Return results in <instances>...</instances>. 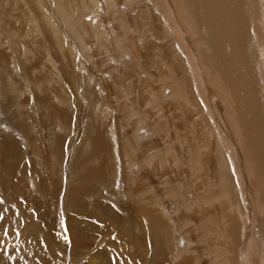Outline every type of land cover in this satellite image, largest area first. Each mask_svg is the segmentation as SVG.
<instances>
[{
	"label": "rangeland",
	"instance_id": "1",
	"mask_svg": "<svg viewBox=\"0 0 264 264\" xmlns=\"http://www.w3.org/2000/svg\"><path fill=\"white\" fill-rule=\"evenodd\" d=\"M197 9L185 0H0V146L13 139L21 151L0 147V264L14 263L7 207L46 254L54 246L53 264H264V0H247V63L241 42L218 48L209 27L222 23ZM230 57L240 70L228 69ZM98 167L110 176L83 194ZM71 196L106 205L120 226L94 218L99 232H71Z\"/></svg>",
	"mask_w": 264,
	"mask_h": 264
},
{
	"label": "bare ground",
	"instance_id": "2",
	"mask_svg": "<svg viewBox=\"0 0 264 264\" xmlns=\"http://www.w3.org/2000/svg\"><path fill=\"white\" fill-rule=\"evenodd\" d=\"M186 2H187V4H188V6L190 7V9H191V11L193 10V7H195V10L198 8L199 10H200V12H198V13H200L199 14V17L200 18H203V20L204 21H206V22H210L211 23V21H213L214 23H215V25L213 26V27H215V26H217L216 25V23H218V24H220V23H222L220 26H217L216 27V29H214V28H212V26L211 27H209V30L210 31H215V35H214V33H213V36L215 37V40H216V37L217 38H219L220 40H217V42H219V44L220 45H218L217 47L219 48V49H221L222 50V45H221V41H224V42H227L228 44L230 43V44H232V45H234V43H236V42H241L240 44H243L244 45V59H245V63H247V62H249V60H250V53H249V50H248V45H247V41H248V38H249V31H248V9H247V0H185ZM189 2V3H188ZM193 6V7H192ZM198 9H197V11H198ZM197 11H193L194 13H192L193 14V16H194V22H195V24H197L198 25V23H199V21L196 19V17H195V13H197ZM202 21V20H201ZM209 23V24H210ZM200 24V23H199ZM207 25V24H206ZM208 26H210V25H208ZM208 30V31H209ZM209 33V32H208ZM211 37H212V35H211ZM211 39V38H210ZM212 40V39H211ZM213 41H214V39H213ZM211 42V41H210ZM214 42H216V41H214ZM216 42V43H217ZM218 44V43H217ZM226 44V43H225ZM228 44H227V46H228ZM216 45V44H215ZM213 46V45H212ZM226 46V47H227ZM214 47V46H213ZM217 47H215L214 49H217ZM239 47V46H238ZM240 48V47H239ZM238 48V50H240ZM243 49V48H242ZM241 49V50H242ZM217 51V50H216ZM220 53H222V52H220ZM224 53V52H223ZM222 53V54H223ZM217 54H218V52H217ZM0 56H2V54H0ZM3 57V56H2ZM238 57V56H237ZM4 58V57H3ZM231 58V60H232V57H230ZM2 59V58H1ZM240 59V58H239ZM230 59H229V64H227V65H229V67H228V69L230 68V66L231 65H233V66H231V68L232 67H234L236 64H237V67L235 66V68L238 70V68H239V66L240 65H238V64H240V63H235V62H233V60H234V58H233V60H232V62H230L231 61ZM241 60V59H240ZM242 61V60H241ZM227 62V63H228ZM237 62V61H236ZM238 62H240V61H238ZM242 64H243V62H241ZM242 64H241V67H242ZM234 68V69H235ZM239 70H240V68H239ZM242 70V69H241ZM230 71V70H229ZM232 71V72H231ZM231 71H230V73L232 74L233 73V70L231 69ZM236 70H234V76H238L237 74H241V73H238V72H241V71H236ZM245 73H243V75H244ZM233 75V74H232ZM242 75V76H243ZM247 75V74H246ZM239 77L240 76H238V78H237V80L239 79ZM244 78H245V76H244ZM247 78H249V77H247ZM240 79H242L241 77H240ZM251 79H253V78H251ZM250 79V80H251ZM234 80H235V78H234ZM243 80H245V79H242L240 82H242ZM246 82L245 83H248L247 85H249L250 83L247 81V80H245ZM237 82V81H236ZM235 82V83H236ZM233 83H234V81H233ZM232 83V84H233ZM237 83H239V82H237ZM243 83V82H242ZM241 83V84H242ZM241 84H238L239 86H242ZM234 85V84H233ZM237 84H235L234 86H236ZM238 88V90H239V88L240 87H237ZM41 97V96H40ZM51 97V96H50ZM47 98V96H46V94H45V96H44V99H46ZM43 100V99H42ZM48 100V99H47ZM52 100V99H51ZM41 101V100H40ZM43 102H46V100L44 101L43 100ZM254 104V103H253ZM257 107V109H258V104L256 105ZM253 108L251 109V112H252V110L254 109V107H255V105H253L252 106ZM256 108L254 109L255 111V113L254 114H256L257 113V111H256ZM249 113V112H248ZM253 113V112H252ZM55 115H56V112H55ZM251 129V128H250ZM249 129V130H250ZM251 130H253V129H251ZM250 130V132H252ZM253 133V132H252ZM251 134V133H250ZM2 143H4V142H2ZM96 143V142H95ZM104 144H106V140H105V138L102 136V139H101V141L98 143V144H95V146L97 147V149H95L94 148V150L92 151L93 153H94V155L96 156L97 154H101L102 153V150H103V147H104ZM4 145V144H3ZM3 145H1V146H3ZM0 146V147H1ZM4 146H5V148H4ZM3 146V148L5 149V151H6V156H9V157H11V156H14V157H16L17 155L19 156V155H21V151L19 150V147L17 146V144H16V142L13 140V139H6L5 140V145ZM92 147V146H91ZM2 148V149H3ZM110 160H107L106 161V163H101V165L100 166H102V165H104V164H108L109 166H110V162H109ZM99 166V167H100ZM98 167V173L97 174H95V175H93V176H88V177H86L85 176V178L84 179H82V183H83V185L81 186L82 187V191H84L83 192V194L85 193V191H86V193L88 194L89 192H92V188L94 187L93 186V184L95 183V185H97V183H100V179H102V181H105V178H107V175H109L110 176V171L109 172H106V173H102V171H101V168H99ZM111 167V166H110ZM25 171V170H24ZM105 172V171H104ZM2 175L0 174V177H1ZM115 179V178H114ZM109 180H110V178H109ZM1 181H2V179H1ZM114 182V181H113ZM137 182V181H136ZM12 184H10L8 181L7 182H5V185H3L4 186V190L5 191H9L10 190V186H11ZM14 185V184H13ZM2 186V185H1ZM2 186V187H3ZM16 187V186H15ZM136 187V186H135ZM14 191V190H13ZM15 192H16V190H15ZM96 193H97V191H96ZM169 195V194H168ZM226 195V194H225ZM83 196V195H82ZM6 197V196H5ZM14 197V196H13ZM6 199H8V200H6V202H10L9 201V199L10 198H8V197H6ZM11 200V199H10ZM74 201H75V203H74ZM73 202V208H74V212L72 213V215L71 214H69V216L71 217V220L69 221V225H68V221H66L67 222V228L71 231V232H73V233H78V234H80V235H82L81 236V238L82 237H84V239L86 238V229H88V228H93V229H95V227L94 226H97V224L94 222V221H99L100 219H103V221L105 220H107V223L108 224H113L114 223V227H116L117 228V226L120 224V222H118L117 223V219H115V215L113 214L114 212L112 211H110L109 210V208L106 206V205H104V206H101V205H99L98 203H94L91 207H88V205H86V204H84L85 202H83L82 201V199H81V196H79L76 200H75V198H74V196H71V198H70V200H69V203H72ZM79 203H80V206H79ZM7 205H9L8 203H6ZM262 204H263V201H262ZM264 205V204H263ZM140 207L142 208L143 206H139V209H140ZM0 209H1V207H0ZM6 209H9L10 210V213L8 214V217L9 218H12L13 217V219L12 220H10V221H8V225H7V233H6V241H7V244H6V246H5V248H6V251H7V255L9 256V257H11V259H13V261L12 262H14L13 264H53V259H54V252L55 251H53L54 250V246L52 247V248H47L48 249V253L46 254V252L43 250V249H46V247L44 248L43 246H41L42 245V243L40 242V240H39V236H37L36 235V233L32 230V229H30V227L28 228V229H25V227H24V229L22 228L21 229V222L24 220H21L22 218H21V216L19 217L18 215H17V212L16 211H14V213L12 212L13 210H12V208H9V207H7ZM71 210V208H69L68 209V211H70ZM85 211V212H84ZM140 211H141V209H140ZM90 213V214H87V213ZM138 212V211H137ZM140 214V213H139ZM20 215V214H19ZM2 217V216H1ZM148 217V216H147ZM21 218V219H20ZM94 218H98V219H94ZM132 218V217H131ZM222 218H224V217H222ZM108 219H109V221H108ZM130 219V218H129ZM150 220V219H149ZM224 220H226V219H224ZM25 221V220H24ZM23 221V222H24ZM100 221H102V220H100ZM129 221V220H128ZM148 222V221H147ZM26 225H28L26 222H24ZM24 223H22V225H24ZM104 225L106 224V222H102ZM145 223V222H144ZM219 223V222H218ZM107 224V225H108ZM131 224V225H130ZM130 224L128 225L129 226V228L133 225V219H130ZM141 224V223H140ZM4 225V224H3ZM26 225H24V226H26ZM122 225V224H121ZM148 225L150 226V224L148 223ZM34 226V225H33ZM65 226H66V224H65ZM111 226V225H110ZM120 226V225H119ZM122 226H124V225H122ZM127 225L125 224V226L124 227H126ZM140 226V225H139ZM28 226H26V228H27ZM35 227V226H34ZM39 227V226H38ZM109 227V226H108ZM112 227V226H111ZM124 227H121V229L122 228H124ZM120 228V227H119ZM128 228V227H127ZM127 228H126V232H127ZM128 228V229H129ZM108 229V228H107ZM121 229L119 230V232L121 231ZM125 229V228H124ZM140 229H142V227H140ZM95 231L96 232H99V228H96L95 229ZM122 231L124 232V230L122 229ZM129 231H130V229H129ZM132 231V230H131ZM131 231H130V233L129 232H127V233H129L128 234V238H130V242H133V247H134V245H135V248H136V246H138V245H136L137 243L136 242H138V238H137V236H138V234L137 233H134V232H132V234H131ZM38 232H39V228H38ZM85 232V233H84ZM125 232V233H126ZM141 234V233H140ZM229 233H228V231H227V235H228ZM85 235V236H84ZM115 235H117V233L115 234ZM122 236H123V234H122ZM120 237V235L118 234V238ZM98 238V236L96 237V239ZM43 239V238H42ZM44 239H47V238H44ZM83 239V240H84ZM119 240H121V238L119 239ZM118 240V241H119ZM259 240V239H258ZM261 240V239H260ZM260 240L259 241H257V242H260ZM263 240V239H262ZM6 241H5V243H6ZM85 241V240H84ZM122 241H124L123 239H122ZM214 241V240H213ZM98 242V241H97ZM105 242H107V241H105ZM124 242H122L121 244H123ZM136 243V244H135ZM140 243V242H139ZM86 244V243H85ZM84 243H83V245H85ZM102 244V247L104 246L103 245V242H100V244H99V246ZM120 244V245H121ZM129 244V243H128ZM127 244V246L129 247V245L131 246V244H129L128 245ZM257 244H259V243H257ZM255 245L254 247H255V250H257L258 248H256L258 245ZM109 245V244H108ZM111 245V244H110ZM50 246V245H49ZM123 246H126V245H122V247ZM126 246V248H128ZM252 246V245H251ZM121 247V248H122ZM141 247V246H140ZM258 247H260V246H258ZM85 247H83V249H84ZM105 248V247H104ZM119 248V247H118ZM91 249H93V248H91ZM95 249H97V248H95ZM124 249V248H123ZM130 249H132V246L130 247V248H128L127 250L126 249H124V250H126V251H130V252H126V253H131V250ZM142 249V248H141ZM215 249V248H214ZM261 248H259V252L263 249H261ZM85 250V249H84ZM90 250V249H89ZM89 250H88V252H89ZM106 250V249H105ZM252 250H254V249H252ZM107 251H108V249H107ZM121 251H122V249H121ZM135 251V250H134ZM231 251V250H230ZM248 251H250V249L248 250ZM87 252V251H86ZM92 252H94V254H103V252L104 251H100V249H97L96 251H94V249L92 250ZM125 252V251H124ZM252 252V251H251ZM250 252V253H251ZM254 252V251H253ZM258 252V251H257ZM90 253V252H89ZM89 253H87V254H89ZM249 253V252H248ZM91 254V253H90ZM131 254H133V253H131ZM130 254V255H131ZM147 254V253H146ZM229 254H231V252L229 253ZM253 254V253H252ZM260 254V257H261V255H262V257H263V253L261 254V253H259ZM119 255H123V254H119ZM217 255H219V254H217ZM220 255H221V253H220ZM219 255V256H220ZM5 256V255H4ZM57 256V255H56ZM135 256H137V255H135ZM135 256H134V258H135ZM229 256V255H228ZM247 256V255H246ZM8 257V258H9ZM132 258H133V256H131ZM5 258V257H4ZM87 258V257H86ZM133 258V259H134ZM247 257H245V259H246ZM249 258V257H248ZM264 258V257H263ZM6 259H7V257H6ZM122 259V258H121ZM221 259V258H220ZM233 259V258H232ZM238 259V258H237ZM236 259V260H237ZM262 259V258H261ZM8 261L7 262H11V261H9L10 259H7ZM55 260H56V258H55ZM57 260L59 261V257L57 256ZM55 261V262H58V261ZM61 260V259H60ZM188 260V259H187ZM217 260V259H216ZM228 260V259H227ZM235 260V259H234ZM247 260V259H246ZM253 260V259H252ZM257 260V259H256ZM91 261V260H90ZM223 261V260H222ZM247 261H249V260H247ZM251 261V260H250ZM249 261V262H250ZM262 261H264V259H262ZM54 262V264H56ZM94 262V261H93ZM225 262V261H224ZM253 262V261H252ZM89 263V262H88ZM226 263V262H225ZM239 263V262H238ZM256 264L258 263V262H255ZM264 263V262H263ZM89 264H91V262L89 263ZM249 264H252V263H249Z\"/></svg>",
	"mask_w": 264,
	"mask_h": 264
}]
</instances>
